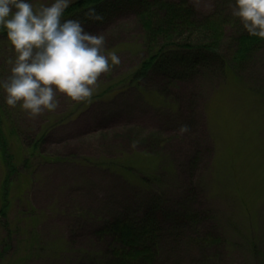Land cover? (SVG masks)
<instances>
[{
	"label": "rangeland",
	"instance_id": "rangeland-1",
	"mask_svg": "<svg viewBox=\"0 0 264 264\" xmlns=\"http://www.w3.org/2000/svg\"><path fill=\"white\" fill-rule=\"evenodd\" d=\"M148 1L155 10L182 3L194 22L224 16L220 56L204 64L190 57L193 49L174 52L169 44L155 66L134 77L163 41L148 51L136 4H121L103 8L99 24L82 22L103 33L106 53L121 61L100 77L90 102L58 96L54 112L30 118L8 107L0 90L19 158L0 214V264H103L126 242L117 232L101 236L100 228L139 222L152 211L161 222L155 264H204L208 257L211 264H264V48L226 76L220 60L242 31L234 0ZM12 58L0 35V79ZM2 179L0 164V189ZM206 236L220 243L202 255Z\"/></svg>",
	"mask_w": 264,
	"mask_h": 264
},
{
	"label": "clouds",
	"instance_id": "clouds-1",
	"mask_svg": "<svg viewBox=\"0 0 264 264\" xmlns=\"http://www.w3.org/2000/svg\"><path fill=\"white\" fill-rule=\"evenodd\" d=\"M73 0H51L36 6L32 0H0V33L13 53L6 78L0 79L4 103L17 106L30 118L58 108V96L69 102H90L99 79L120 64V57L105 49L101 32L85 30L79 19H64ZM86 17L102 22L89 9ZM232 15L250 35L264 39V0H234ZM181 133L187 131L182 126Z\"/></svg>",
	"mask_w": 264,
	"mask_h": 264
},
{
	"label": "trees",
	"instance_id": "trees-1",
	"mask_svg": "<svg viewBox=\"0 0 264 264\" xmlns=\"http://www.w3.org/2000/svg\"><path fill=\"white\" fill-rule=\"evenodd\" d=\"M121 4L131 7L136 4L135 9H133L134 11H131L138 18L140 25L145 30L146 34L144 33V37L149 44L148 51L156 48L153 45H156L158 39L163 41V45L156 48L155 54L148 56L142 61L135 71L134 77L141 76L144 72L155 66L169 44L175 46L174 52L182 50L190 51L193 49L194 53L190 57L195 59L196 56L197 60L204 61V64L208 58L216 55L220 56L219 51L223 44V35L218 18L225 17H215L212 14L199 22H194V19L190 17V10L185 8L182 3L160 4L163 7L160 10H155L156 2L150 3L148 0H77L71 3L65 10L64 17L79 19L81 22L89 24L93 23L85 15L89 9L94 8L97 13L104 16L105 12L102 11L103 8L109 12H113ZM94 23L99 24L100 22ZM0 35L5 34L0 33ZM233 43L234 48L227 55V58L221 57L223 60H220L224 74L229 77H232V70H235L239 64H243L253 53L264 48V39L250 36L243 28L237 37L233 38ZM171 54L173 55V53ZM174 55H178V53ZM3 113L0 110V164L3 170L2 188L0 189L1 216H5L4 213L8 209V190L12 186L9 178L15 172L19 161L18 154H16V151L11 146V137L8 131L5 130L7 125H5L6 119ZM27 150L25 149L24 152H27ZM160 231L161 222L153 211L147 213L139 222L138 220L125 218L122 221H113L108 226H103L98 231L100 235L108 234L110 236L112 232L121 233L126 242V247L124 248H114L110 253L107 251L106 253L109 254L106 255L107 257L103 264H155L159 258L158 242ZM206 237L208 238H204L198 251L202 255L206 251V248H215L220 243L217 237ZM212 260V257H208L204 261V264H211Z\"/></svg>",
	"mask_w": 264,
	"mask_h": 264
}]
</instances>
